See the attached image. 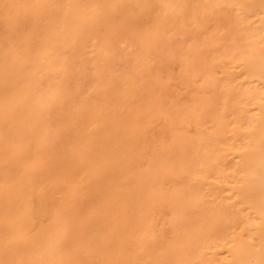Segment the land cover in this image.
Listing matches in <instances>:
<instances>
[{
	"label": "bare ground",
	"instance_id": "bare-ground-1",
	"mask_svg": "<svg viewBox=\"0 0 264 264\" xmlns=\"http://www.w3.org/2000/svg\"><path fill=\"white\" fill-rule=\"evenodd\" d=\"M0 264H264V0H0Z\"/></svg>",
	"mask_w": 264,
	"mask_h": 264
}]
</instances>
